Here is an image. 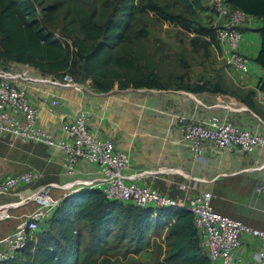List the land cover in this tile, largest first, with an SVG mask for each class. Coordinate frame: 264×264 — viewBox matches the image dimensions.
Wrapping results in <instances>:
<instances>
[{
  "label": "trees",
  "instance_id": "16d2710c",
  "mask_svg": "<svg viewBox=\"0 0 264 264\" xmlns=\"http://www.w3.org/2000/svg\"><path fill=\"white\" fill-rule=\"evenodd\" d=\"M228 1L262 19L255 59L264 67V0ZM62 5L75 27L56 25L62 32L57 35L48 19ZM150 10L185 29L195 28L209 36V45L220 47L216 26L198 23L200 11L211 14L204 0H0V57L28 62L48 74L72 68L100 90L115 83L165 87L161 60L133 45L143 32L137 29L138 15ZM258 86L264 90V74ZM175 87L229 93L261 113L257 90L224 76L180 81ZM49 217L48 228L35 231L14 258L0 264H212L185 205H138L83 185L65 195ZM149 247L155 255L140 258Z\"/></svg>",
  "mask_w": 264,
  "mask_h": 264
},
{
  "label": "built area",
  "instance_id": "2783aa9c",
  "mask_svg": "<svg viewBox=\"0 0 264 264\" xmlns=\"http://www.w3.org/2000/svg\"><path fill=\"white\" fill-rule=\"evenodd\" d=\"M210 6L220 47L226 57V64L242 72L250 70V56L242 51L241 40L245 25L252 21L253 15L246 10L232 6L228 0H204ZM25 72L13 71L0 66V140L20 139L47 145L57 149L62 155L65 171L73 176L81 159L94 162L97 174L93 177H71L64 184L61 196H53L54 183L37 185L31 192H39V204L25 213L11 230L0 234V261L14 258L35 234L39 221L50 216L61 199L83 185H93L102 189L104 195L112 199L131 201L138 205H185L193 213V221L212 264H264V228L247 223L241 218L218 210L214 205V192L210 188L194 190L188 182L178 181L184 191L182 198H176L160 190L149 182H138L135 174L128 173L127 150L116 145L110 136L100 134L91 125L92 111L79 107L72 115L61 122V134L43 127L40 121V108L33 101L26 87L18 78L26 77ZM47 80L54 85L82 88L69 72L61 75L33 77ZM59 99L52 98L50 107ZM183 138L195 154H201L207 144L220 149H237L249 152L264 146V133L253 130L239 122L212 114L207 119L177 116ZM39 172L26 168L15 172L0 174V194L14 192L20 196L18 201L1 202L0 218L10 217V206L21 202L22 186L32 184ZM29 194V193H28ZM26 200V199H24ZM249 232L260 240L253 258H245L238 253L243 235Z\"/></svg>",
  "mask_w": 264,
  "mask_h": 264
},
{
  "label": "crops",
  "instance_id": "0c3cea01",
  "mask_svg": "<svg viewBox=\"0 0 264 264\" xmlns=\"http://www.w3.org/2000/svg\"><path fill=\"white\" fill-rule=\"evenodd\" d=\"M262 22L261 18L253 16L252 21L245 25L241 40L242 51L251 59L250 70L242 72L236 68L230 69L233 81L247 88L257 87L264 74V67L255 59L261 47L258 28ZM13 71L26 73V77L18 78V81L39 106L40 121L44 128L61 134L64 117L72 115L79 107L88 108L92 111V127L100 134L112 137L117 146L128 151L126 171L135 174L138 182H149L176 198L184 195L177 185L181 180L190 182L194 190L210 188L215 194L214 205L218 210L264 228V146L242 152L207 144L203 152L197 155L183 138L177 120L179 114L207 119L217 113L264 133L263 89H257V104L261 109L259 113L236 96L225 92L158 88L157 92L146 93L143 103H135L131 101L133 94L129 91H116L107 95L91 91L86 86L89 78L83 83L85 89H77L32 79L43 75L30 71L19 61L13 63ZM121 96H128L127 102L121 103L126 99ZM54 97L59 102L50 107ZM150 115L153 119H149ZM140 116L143 118L132 119ZM146 116L148 119H145ZM120 132L123 139H118ZM53 154L58 156L59 162L62 161L59 150L54 149ZM66 174L69 179L76 176L93 177L97 174V165L81 159L73 176ZM65 176L62 181L66 179ZM259 246V238L246 233L238 253L245 258H253Z\"/></svg>",
  "mask_w": 264,
  "mask_h": 264
},
{
  "label": "rangeland",
  "instance_id": "374dc122",
  "mask_svg": "<svg viewBox=\"0 0 264 264\" xmlns=\"http://www.w3.org/2000/svg\"><path fill=\"white\" fill-rule=\"evenodd\" d=\"M63 6L65 7V5H62L60 9L54 12L48 19L50 27L52 26V28H55L56 25H59L60 28L64 26L66 30L75 27V22H72L71 24L69 22L72 13L68 12L66 7L64 9ZM203 22L214 26L212 15L206 11H200V14H198V23ZM137 29L143 32H138L139 35H136L137 37L133 45L136 48H147L148 54H153L155 58L161 60L159 70L162 73L163 77L161 78L165 83V87L155 85H128L125 87H119L118 84L115 83L107 90H100L94 87L91 80L88 79L86 86L91 91H100V95H107L116 91H129L133 94L131 97L132 102L143 103L146 93L157 92L158 88L176 89V83L180 81H195L208 78L216 80L219 76H224L228 82L235 83L231 75L232 72L226 64V57L223 50L215 43L209 45L206 39L209 38L208 35L195 31V28L185 29L175 22L163 20L151 10L139 13ZM54 30L57 35H61L62 32L58 27ZM15 62L16 61L13 59L0 57V66L3 68L13 70V63ZM20 63L25 64L30 71H37V73H41L43 76L51 75V73L48 74L43 72L28 62L20 61ZM72 71V68H70L69 72L78 83L83 84L84 82H87L86 77H83L80 74L77 75ZM256 86V90L260 88L258 83ZM82 88L85 89L84 84ZM179 89L186 90V88ZM121 97L126 98L121 103L127 102L126 100L128 96ZM140 117H132V119L139 120L143 118V116ZM145 119H148V117L146 116ZM149 119H153V116L150 115ZM106 128L104 129L106 130ZM123 138L124 136L122 133L118 135V139ZM60 162L58 156L53 154V150L45 144L20 139L0 140V174L20 171L26 168H32L39 172V177L32 184L17 189L21 190L23 200L10 206V212H12L10 217L0 218V234L11 230L25 217L26 212L32 210L39 204V201L36 198L27 199L32 194L31 190L37 185L52 182L54 185L51 188V194L55 197L63 194L64 188L62 184H64L69 177ZM63 172L65 174H63ZM64 175L67 177L65 176L66 179L62 181ZM20 199V196L16 194L15 191L0 194V203L18 201ZM50 218L51 217L48 216L39 221L36 233L44 228H48ZM246 233L249 232H245L244 234ZM155 252V248L153 249L149 247L142 249L138 255L142 259H149L155 255Z\"/></svg>",
  "mask_w": 264,
  "mask_h": 264
},
{
  "label": "bare ground",
  "instance_id": "6f19581e",
  "mask_svg": "<svg viewBox=\"0 0 264 264\" xmlns=\"http://www.w3.org/2000/svg\"><path fill=\"white\" fill-rule=\"evenodd\" d=\"M37 192L36 191H34V192H32V194L34 195V196H39V192L36 194ZM31 194V195H32ZM29 198H30V196H29ZM1 207V206H0Z\"/></svg>",
  "mask_w": 264,
  "mask_h": 264
}]
</instances>
